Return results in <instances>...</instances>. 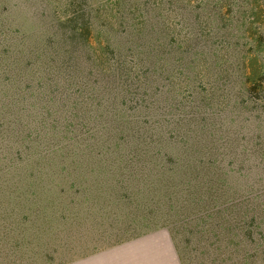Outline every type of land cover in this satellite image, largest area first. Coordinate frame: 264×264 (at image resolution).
<instances>
[{"label": "rangeland", "instance_id": "rangeland-1", "mask_svg": "<svg viewBox=\"0 0 264 264\" xmlns=\"http://www.w3.org/2000/svg\"><path fill=\"white\" fill-rule=\"evenodd\" d=\"M72 3L0 0V264H34L37 249L28 245L25 233L42 225L32 217L38 206L43 211L50 199L64 198L61 191L69 186L61 178L68 173L78 174L92 190L105 189L109 195L129 180L132 192H127L135 202L116 207L118 221L131 220L134 228L142 230L169 229L184 264H264V237L255 235L249 244L241 230L245 222H252L264 233V102L242 97L241 63L251 50L246 38L232 53L236 62L223 65L225 74H165L168 78L162 83L161 74H123L112 81L111 75L92 70L96 57L91 54L86 57L90 63L80 59L72 68L64 67L55 39L59 23L77 11V7L68 9ZM258 3L264 28V0ZM213 41L214 50L221 48L219 40ZM261 56L264 60V50ZM52 89L74 96L83 92L91 107L98 105L100 118H92L98 134L62 145L56 140L52 148L70 146L63 156L57 149L42 153L31 149L19 162L18 149L33 148L39 139L26 137L25 128L18 132V126L46 121L39 109L53 99ZM210 89L217 94L212 102L207 101ZM169 90L186 95L176 110L165 103L163 94ZM192 91L206 101L200 105L190 98ZM147 97L152 106L143 103ZM119 136L121 142L116 141ZM162 145H171V153L177 154L169 167L162 158ZM82 151L85 157L78 158ZM111 153L107 159L114 167H78L80 162L87 164L94 161L92 157ZM146 159L141 168L122 164ZM139 173L146 177L135 183L132 180ZM195 174H199L196 180ZM40 183L48 191L47 198L35 201L19 196L21 190ZM192 187L200 193L221 188L222 197H210L209 202L206 197L201 204L199 198H192ZM235 224L238 228L231 230Z\"/></svg>", "mask_w": 264, "mask_h": 264}, {"label": "trees", "instance_id": "trees-1", "mask_svg": "<svg viewBox=\"0 0 264 264\" xmlns=\"http://www.w3.org/2000/svg\"><path fill=\"white\" fill-rule=\"evenodd\" d=\"M73 1L75 4L72 3L67 7L68 9L77 7V11L72 15L67 14L66 20L58 22L60 30L55 39L60 43L59 54L64 56L63 65L67 69L72 68L71 64L77 65L80 59L90 63L89 58L86 57L91 54L96 57L92 70H99V74L106 76L111 75L112 81L122 79L119 76L123 77V74H161L160 83L168 78L165 74H206L207 72L225 74L226 72H222L223 65H233L236 62L233 61L235 58L232 53L238 41L246 38L251 50H247V53L243 50L245 55L241 68L245 74L242 78V97L247 102H264V96L261 97L264 95V60L261 56L264 50V28L260 16L263 10H260L259 0ZM213 40H219L221 48L214 50ZM135 82L139 84V81ZM145 83L150 86L151 80L145 77ZM155 86L157 90L159 86ZM52 93L53 99L44 103L39 109L41 114L46 116V121L34 126L31 124L18 126V132L25 128L22 132L26 131V137L39 139L33 148L27 146L18 149L19 162L24 160L23 156L31 149L39 152L57 149L63 156L70 146L52 148L56 146V140L58 145H62L68 140H86L85 135L94 137L98 134L93 128L98 124L92 121V118H100L98 116L100 107L98 105L91 107L87 103L86 94L82 92L74 96L73 92H54L53 89ZM201 94L205 95L203 92ZM215 96L217 94L214 91L208 92L207 101L212 102ZM163 97L166 98V105L176 110L184 103L186 95L174 94L169 90L163 94ZM189 97L197 100L200 105L206 101V98L194 91ZM45 100L41 98L39 101ZM159 102H162V97L159 98ZM143 103L151 102L147 97ZM120 140L121 136L116 141ZM132 145L130 144V147ZM140 145L141 143L138 146ZM161 150L165 153L162 156L164 164L169 167L177 154L171 153V145H162ZM111 155L113 153L102 158L92 157L94 161L87 164L80 162L78 167L88 168L93 165L99 169L110 168L113 165L107 157ZM77 157L84 158L83 151L82 156ZM146 161L147 159L137 163L125 160L122 164L126 165L129 162L141 168ZM198 176L199 174L193 175V179L196 180ZM145 177L143 173H139L132 181L139 183L144 181ZM40 180L42 181L43 178ZM61 181L69 186V190L61 191L65 193L64 198L50 199L43 211L42 206H38L37 215L32 217L42 225L31 233H25L26 237L29 236L26 238L28 245L37 244L40 248H44L42 253L47 257L54 244L61 246L67 245L70 240L77 241L83 232L94 238L106 237L121 241L150 231L167 229L157 227L142 230L137 226L134 228V222L131 220L124 218L118 221L116 207L118 208L120 204L132 205L135 202L132 194L127 192H132L129 180H124V188L112 192V195L104 194L105 189L92 190V185L81 181L78 174L68 173L61 178ZM224 183L229 182L227 180ZM97 185L100 189L103 187ZM31 188L32 186L21 190L19 196L35 201L47 198L48 191L42 183L34 189ZM192 188L194 189L192 198H199L201 204L205 202L206 197V202H209L210 197H214L215 200L222 197L221 188L208 193H200L198 187ZM98 191L102 193L97 194ZM228 193L236 195L232 190ZM221 227L224 225L222 224ZM230 228L237 229L238 226L235 224L233 228L230 225ZM167 230L175 242L174 235L169 229ZM241 230L249 244L254 241L255 235L262 236L259 238L264 237L262 230L258 231L252 222H245ZM176 248L181 255L177 245ZM182 260L184 264L183 257Z\"/></svg>", "mask_w": 264, "mask_h": 264}, {"label": "crops", "instance_id": "crops-1", "mask_svg": "<svg viewBox=\"0 0 264 264\" xmlns=\"http://www.w3.org/2000/svg\"><path fill=\"white\" fill-rule=\"evenodd\" d=\"M70 244V245H69ZM34 264H183L182 256L167 229H158L121 241L88 236L54 247L48 257L37 244ZM37 261V262H36Z\"/></svg>", "mask_w": 264, "mask_h": 264}]
</instances>
